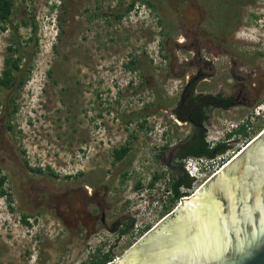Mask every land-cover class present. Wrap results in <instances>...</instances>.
<instances>
[{
    "label": "rangeland",
    "instance_id": "1",
    "mask_svg": "<svg viewBox=\"0 0 264 264\" xmlns=\"http://www.w3.org/2000/svg\"><path fill=\"white\" fill-rule=\"evenodd\" d=\"M132 1L15 0L13 22L34 19L38 46L26 45L36 55L18 110L12 91L1 98L0 264H84L99 249L120 259L167 215L165 179L147 185L154 174L168 178L193 131L188 102L240 96L243 103L209 108L211 148L264 103V0L242 7L228 53L206 34L216 1L136 0L118 21ZM10 35L0 32V73ZM19 37L28 41L30 29L21 26ZM158 94L170 105L154 107ZM263 130L264 114L250 123L249 140H227L188 197ZM124 144L130 151L114 163L113 149ZM193 162L183 165L192 172Z\"/></svg>",
    "mask_w": 264,
    "mask_h": 264
},
{
    "label": "water",
    "instance_id": "2",
    "mask_svg": "<svg viewBox=\"0 0 264 264\" xmlns=\"http://www.w3.org/2000/svg\"><path fill=\"white\" fill-rule=\"evenodd\" d=\"M111 264H264V130Z\"/></svg>",
    "mask_w": 264,
    "mask_h": 264
},
{
    "label": "trees",
    "instance_id": "3",
    "mask_svg": "<svg viewBox=\"0 0 264 264\" xmlns=\"http://www.w3.org/2000/svg\"><path fill=\"white\" fill-rule=\"evenodd\" d=\"M210 2H217L216 7L213 9L211 19L209 21V30H206V34L211 37L210 42L213 46L216 47L217 52L228 53L227 47L231 46V36L233 33L241 26L242 24V14L241 10L246 2L254 3V0H207ZM191 2L198 4L203 3L204 0H191ZM213 2V3H214ZM136 0L132 1L123 14L117 15V20L120 21L124 14L129 13L135 7ZM148 8L155 9V5L149 1H145ZM16 11L15 0H0V32H9L11 35L7 40V45L5 48V54L3 58V69L0 73V108L2 107V96L7 91L13 92V97H11V105L13 107L12 113H15L18 110V107L15 105L17 99L20 96L21 91L23 90L30 74L33 70V59L36 55V51H28L26 45L29 42L33 43V47L37 48L38 39L36 38L37 34V24L34 22V19L28 24L26 20H21L20 23L14 24L13 15ZM158 24L160 28L163 29L162 21L159 20ZM29 28L31 31V37L28 38V41L22 43L19 37V28L20 27ZM167 57V56H165ZM134 63V60L130 64ZM127 69H130L129 64L125 65ZM192 82L190 83L191 87ZM209 104H202L196 108L192 104L191 107L196 108V113L200 114L199 118L194 121L193 131L186 139L185 150L182 155H180L175 160V165H170L168 170V178H165V173L154 174L151 178L147 187L152 189L156 181L160 179H165V193H168V202L169 206L164 208L163 214H168L171 211V207L175 206L176 203L180 202L182 198L188 197L190 191L192 190V183L194 181L184 170L183 162L187 159L188 156L193 158H205V159H214L216 156L223 154L227 150L226 141L241 136L244 139L250 138V135L247 133V127H249V121H246L244 124H240L236 129L225 135V138L220 142L215 143L214 147H210L209 143L206 141L205 134V123L209 118V108H219L221 106H229V101H223L220 98L208 96L206 97ZM213 99V100H212ZM181 101H183L181 99ZM172 101L162 100L161 96L155 95L154 107H159L160 105L165 104L169 106ZM153 105V103L151 104ZM191 110V109H190ZM190 116L193 115L192 110L188 113ZM187 114V115H188ZM133 115V114H132ZM179 117H182L181 111L178 114ZM133 119L128 120L127 124L132 122ZM146 122H141L138 125L139 129L145 128ZM11 129V126H7ZM260 129V128H259ZM260 131V130H259ZM130 148L127 144L120 146L119 148L113 149L111 155L113 162H120L128 154ZM27 166V163L25 164ZM37 173H41L40 169L34 170ZM3 185V179L0 180V187ZM135 189H142L139 182L136 183ZM1 195H5L3 190L0 191ZM23 223L28 225L26 218L27 216L23 215ZM113 261V256L108 252L103 253L100 249L95 253L89 255L88 260L84 264H109Z\"/></svg>",
    "mask_w": 264,
    "mask_h": 264
},
{
    "label": "built area",
    "instance_id": "4",
    "mask_svg": "<svg viewBox=\"0 0 264 264\" xmlns=\"http://www.w3.org/2000/svg\"><path fill=\"white\" fill-rule=\"evenodd\" d=\"M263 114H264V103L263 104H260V105H257L254 109H253V111L251 112V114H250V118H249V123H251L253 120H255V119H258L259 117H263ZM241 124H244V121L243 122H241ZM249 127H250V125H249ZM249 127H247V129H249ZM237 128V126H235L234 128H232V129H236ZM232 130H228L227 132H226V134L227 133H229V132H231ZM224 138H225V135H224ZM223 138V139H224ZM217 143V142H216ZM211 145H215V143H213V144H211ZM221 161V158H220V156L218 155V156H216L214 159H205V158H201L200 159V163H201V165H202V167H197V166H195V163H193L192 164V166H190L191 167V170H192V172L189 170V166H187V172L189 173V176L190 177H195V179H196V177H197V175H200V174H203V173H205L206 171H208L211 167H213L214 165L215 166H217L218 164H219V162ZM224 166V164L222 165V167ZM221 167V168H222ZM220 168V169H221ZM200 169H202L203 170V172H201L200 171Z\"/></svg>",
    "mask_w": 264,
    "mask_h": 264
},
{
    "label": "flooded vegetation",
    "instance_id": "5",
    "mask_svg": "<svg viewBox=\"0 0 264 264\" xmlns=\"http://www.w3.org/2000/svg\"><path fill=\"white\" fill-rule=\"evenodd\" d=\"M206 98V97H205ZM238 99H240V96H237L236 97V99H234V100H230L231 101V103L230 104H238V103H243V102H239L238 101ZM213 100V99H212ZM244 101V100H243ZM189 103V108L192 106V104L194 105V107H198L199 105H200V103H191V102H188ZM209 104V102H208V100H207V98H206V100H204L203 101V104ZM196 108H193V107H191L190 109L192 110V112H193V115H189L188 113L191 111L190 109L189 110H185V112H187L186 113V115H185V117H184V119L186 120V121H188V122H190L191 124H194V121L193 120H197L198 118H199V116H200V114H197L196 113ZM188 114V115H187ZM187 144H185V146H186ZM184 150H185V148L183 149L182 148V151H181V153H178V154H176L174 157H171V160L173 161V162H175V160L180 156V155H182L183 153H184ZM187 158H193V157H190V156H188ZM171 164L169 163V166H170ZM104 214H102V218H101V224H104ZM133 222V220H131V223Z\"/></svg>",
    "mask_w": 264,
    "mask_h": 264
},
{
    "label": "clouds",
    "instance_id": "6",
    "mask_svg": "<svg viewBox=\"0 0 264 264\" xmlns=\"http://www.w3.org/2000/svg\"><path fill=\"white\" fill-rule=\"evenodd\" d=\"M200 159L201 158H193V160H194V162L193 163H195V166H197V167H202V165H201V163H200ZM184 170H185V172L189 175V173L187 172V166H184ZM200 171L201 172H203V170L202 169H200ZM191 178H193V179H195V177H191ZM150 204L147 206V207H149L150 208Z\"/></svg>",
    "mask_w": 264,
    "mask_h": 264
},
{
    "label": "bare ground",
    "instance_id": "7",
    "mask_svg": "<svg viewBox=\"0 0 264 264\" xmlns=\"http://www.w3.org/2000/svg\"><path fill=\"white\" fill-rule=\"evenodd\" d=\"M187 199V198H186Z\"/></svg>",
    "mask_w": 264,
    "mask_h": 264
}]
</instances>
